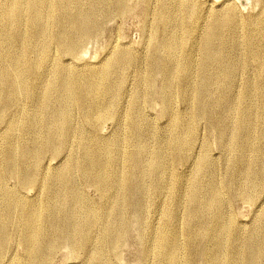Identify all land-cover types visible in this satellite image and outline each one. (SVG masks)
I'll use <instances>...</instances> for the list:
<instances>
[{
  "label": "bare ground",
  "instance_id": "obj_1",
  "mask_svg": "<svg viewBox=\"0 0 264 264\" xmlns=\"http://www.w3.org/2000/svg\"><path fill=\"white\" fill-rule=\"evenodd\" d=\"M81 1L83 0H0V7H1V11H0V85H1V81L3 80V78H6V84L4 86H0V117H3L2 114L7 109V103L9 102V99H14L18 94H19V97L20 95H22L25 98L27 94L29 93L26 91V82L30 78L35 79L34 78L35 71H38L37 69H39L41 62H43L49 55V45L51 42L50 39H53L54 40L53 43H55L58 47L61 48V52L63 55L69 56V57H75L78 54L80 55V53H82L81 51L80 53H78L80 49L81 39L86 38V37L88 38L89 36L91 37L94 33L99 31L98 25L96 22L89 23V20L92 19L91 18L92 15L90 17L91 11H89V9L88 10L85 9L86 11L79 10L80 12L79 14L71 12L72 10H68V7L71 4H79ZM94 1L96 3H99L98 6H100L101 4L107 7V9L113 8L117 12L122 11L123 6H124V0H94ZM164 2L165 0H159L158 10L154 14V18H153L154 26L151 25L153 28H151V31L149 32L150 33V35L148 36L149 39L146 38L149 41V49H150L148 59H147L149 66H146L148 67V70H147L148 74L144 78L139 76L140 79L137 80L138 77L136 79L137 86L144 85L143 87L147 88L146 92L144 94H140V92H137L136 95H133L134 97L131 96L133 99H131L132 102H130L131 104L128 108L129 120L128 118L126 120L129 121V125H128L129 133H131L136 139L145 137L149 132L148 131L149 129L142 127L143 122L141 121V117L138 115V109H139L138 104L140 102L147 101L152 96V93L154 91V90L151 91L152 80L155 77L160 76L170 81L171 75L175 74V69L178 67L179 68L182 67L181 60L183 58L179 56V52L181 50L179 48H174L173 44L175 43L181 44V45L184 44L183 31L185 30L188 31V28L185 27L184 23H186L187 16L189 15L190 11L195 10L192 7H191V10L189 9L190 11L187 10L186 7H183L184 5L180 4L181 3L180 1H179L180 3L179 2L175 3L174 8H172L173 10L172 9L170 10L169 7L164 6ZM148 6H150V4ZM196 9H198V7ZM226 10H227V13L224 11L226 15H224L223 13L221 14V16L222 15L225 16V17L222 16L224 19L223 21L218 22L217 20L215 21L214 19V21L212 20L210 24L208 22V26L204 32V35L201 38V41L199 40L201 43L198 47L199 50L197 51H199V56L201 57V60L199 63L200 71L198 70L197 71L200 72V75L198 77V80L196 81V86H195L196 97L188 102V105H189L188 113H186V115L184 116V114H181L180 112L173 110V108H171L167 104H164L163 113L164 115H167V116L170 115V118L168 120L170 128L165 138L158 137L154 139L156 140L157 144H156L155 149L152 150V159L150 160H146L141 155V152H140L141 147L139 144H137V146L134 144L132 145L131 142L127 139H123L120 142L111 141V140H102L100 139V137H97L94 134L97 127L100 126V124L105 120V118H107L108 116H115L114 108L116 107V102L118 99L115 95L123 87V79H122L123 75H120L121 73L120 70L122 69L124 71V69L126 68L137 69L139 65V58L137 57L138 53L136 52L137 56L133 55V53L131 52H123V53L118 52L114 55L111 53L113 57L112 58L109 57L110 60L109 61L106 60L107 62L105 61L106 63H103L98 69L96 70H91V68H89L90 70L85 69L83 70V73L82 72L81 73H71L69 71H75V70L69 69L67 67L59 68L58 66H56L55 69H57L56 70L57 72H54L52 74L53 77L51 78V80L49 79L48 81L50 82L46 84L48 86L47 87L45 86L47 88V92H46L47 95H45L46 93L44 91L45 93L44 97L46 96L48 100L54 99L57 106H59V108L56 107L57 108L56 110L54 108L52 112L53 120L51 121L54 122V124L52 125H54L55 128L53 129L51 133L47 132L50 135L48 136L47 139H45L46 141L43 144L40 143L39 140H37L36 136L31 134L32 136H34L32 137L33 142L31 141L32 142L31 144H38L39 142L40 148H41L40 152H42L43 154L49 153L48 155H52V154L59 155L64 150V145L67 139L71 135L77 133L80 136H79V140L76 146V150L78 153H80V157L77 160L70 157L67 162L66 167L63 170L58 171L56 174L58 177V180L61 183L62 191L63 193H65V196H66V204L64 205V208L62 210L60 209L61 211L56 208L54 198L48 201L47 204H45L44 206L37 205L35 202L32 201L28 203V206H26L27 209L24 207L21 208L23 210V213L21 212L23 214L22 219L20 218V220H22L21 239L23 243L22 246L24 247V250H25L24 252L26 254L25 256L26 261L23 259L24 260L23 263H19L20 262L19 261L18 264H35L41 261L40 256H42L41 251H43L42 250L44 248L43 246H48L49 244L46 240L42 241V238H41V233H42L44 223L49 222L51 224H54L57 221V217L59 214H62V217L61 216L60 217L64 218V221H65V229L61 230L60 228V230L58 229L56 230V233L58 234L56 239L60 243L59 245L60 246L61 245L70 246L72 250L71 252L77 253L80 251L81 246H84L87 243L93 242V240L97 236L102 237L104 238L103 247L101 248V250H97V252L95 253V256L93 255L94 257L91 260L92 262H90V264H98L100 261H101V264H109V261L111 259L110 256L111 254L112 255L115 254L114 253L115 246L117 245L116 241L114 240V237L116 235L115 231L119 223L120 214L116 213L114 216L110 217L108 221L105 223V226L101 230V232L97 233L95 231L96 225L98 223L104 222L105 220V215L102 211V208H103L102 205L105 203L106 211L112 212V213L114 212L115 207L119 205L122 211L126 210L128 212H132L131 215L133 217V221H137L142 211L145 212V209H146L145 202L142 201L144 197L146 196V193L147 194L150 193L154 198H156L168 188H169L170 195H172V193H175V192H176L175 194L177 195L181 192V185H180L181 183L179 179L174 174L171 173L172 169L170 165L166 163V161L169 163V158L171 157H174L176 160H180V161L186 160L187 152H190L193 148V142L195 139V133L197 129L196 124H198L197 122L198 121L208 122L211 120L212 116L216 114V110L218 107L225 108L228 105V98L231 96L230 92L233 91L231 88L232 84H235L233 83V81L237 82V80H234V78L239 69L235 71V68L233 67L234 65L233 66L230 65L229 61L227 60V54L229 51L238 50L237 48L239 47V45L236 40V35L232 39V35L233 33H235L234 32L235 26L238 25V23H236V13L234 9L230 8ZM53 11L56 12L55 15H53L54 13ZM97 12H98V9H97ZM107 12L109 11H106V14ZM194 12H193V15H194ZM96 14H94V16ZM103 14H104V11H103ZM193 15H189V17ZM171 19H175V21L173 22L174 25H173V28L170 34L167 35V37L164 39L160 38L159 37V27L160 26L164 27L165 25H168L167 23H169L168 21ZM26 25L31 30H37L36 31L38 32L36 33L37 39L38 38H40L41 40L43 39V47H41L42 57L41 58L39 57V61L34 62L30 66H25L23 64L24 61L22 62L21 58H15V57L11 58L12 55L10 56L9 54L11 52H15L16 42L24 37L25 34L23 32L24 31L23 28ZM243 25H245L244 27H247V26L249 27L244 33V37L246 38V46L243 45V47L245 48L247 47L246 49L248 51V52L246 51L248 55L245 53L246 58L248 57V58H252L258 61V68H256L257 69L256 74H257V79L259 82L260 80L264 78V44H263L264 18L262 19V21H259L258 18H255V19L252 18L249 20L246 19L244 23L242 24V26ZM255 25H260L261 31L259 33H256L254 29ZM53 29L56 31V33L53 36V38H51V32ZM224 33H228L227 38L223 37ZM187 34L188 33H186V38H187ZM256 34L259 36L256 37ZM240 41H242V39ZM34 43L36 44L37 42H34ZM240 44H243V43H240ZM28 46L30 47V44ZM31 46L33 47L34 45H31ZM34 50L36 52V49ZM8 54L10 56L9 57L10 59H8ZM244 63L245 62H243V64ZM210 66L215 67L214 68L215 69L214 71L216 72L215 76L208 74V69ZM40 67H43V66H40ZM242 67L243 66H241V69ZM115 77L119 79L118 82H115ZM238 77L240 76H237V78ZM134 80H135V77H134ZM172 83L173 81L164 83V86L162 87L163 92H165L164 94L165 95L168 94V97L164 102H169V99H172L173 97V92L175 89L174 87L171 86ZM261 83H263V85L260 87L257 86L256 89L253 83H246L245 84L246 86L244 87L243 92L241 93V95L239 94L238 95H239L240 104H246V107L250 108L252 99L255 96V91L257 90L256 91L257 98L260 101L259 102V106L261 107L260 110H262L260 112H262L264 116V82H261ZM211 84H215L218 86L217 88L218 92L216 91V94L214 93L210 94L209 89H210ZM182 87L183 86L181 85V83H179L178 88H182ZM133 88L135 91V87ZM230 89L232 91H230ZM204 97L209 98V104L203 105L201 103V99ZM16 99H14V101H16ZM42 100L44 99L42 98ZM48 104L50 106L51 103L48 102ZM232 104H234V102ZM14 105L16 106L15 103ZM46 105L47 103H45L44 108ZM73 109H76V111H78L81 114V117L83 118L86 128L82 129V127H73L71 124L72 122L71 123L69 122V117ZM48 114L49 113H47L46 116ZM23 115L25 116V114ZM40 117H41L40 110L32 111V113L28 117V118H32L33 120V123H32L33 128L34 126L37 127V129H33L34 131H37L38 128L42 127L45 124V123L41 124L44 121L43 119L41 120ZM260 118L261 117H259V119ZM10 120H12V117ZM249 120L242 121L240 119H237L238 125L236 126V130L233 132L234 134L232 135V139L230 142L224 141L220 133L216 132V130H214L213 128L212 129L208 128V129L215 131L214 132L215 138L217 139L218 145L226 149L228 152H230V154L234 153L233 154L234 156L238 152L237 151L238 149L236 150L235 148L236 143L238 142L237 140L241 139L239 133H243V132L245 134L243 135L242 138L245 141V143H247L245 145H248V148L250 147L251 149L255 150L257 153H259L261 152V147H262L260 145L261 143L260 141L262 139L264 140V122L262 126L259 129H257L255 128L253 123ZM257 120H258V117H257ZM47 123H50V122H47ZM25 124L26 123H23L22 121V124L17 123L15 125H17L18 127L20 126L21 128L25 129L26 127ZM145 124L146 126L151 127V125H149L148 123H145ZM46 125H45V128H46ZM13 130H11L12 133H13ZM5 131H8V130L6 129ZM34 131L32 132L34 133ZM49 132H50V129H49ZM254 135H256V137H254ZM7 139L5 140L6 141L5 153L7 156L6 157L7 161L4 159L5 157L2 155L6 163L5 162H3L5 164L0 163V246L6 245L9 241V237L6 234V230H5V214H6L5 211L6 210L8 211L11 207L17 208L18 206L21 205L20 203L18 205L19 201H18V196L16 194V191L3 189L2 188L3 184L5 183L7 176H13V177H17L18 185L27 186V184H31V181L33 178L32 175L36 173V172H33V174H30L27 176H24L23 174V176L21 177L20 175L17 174L18 173L17 170L14 172H10L14 170V169L11 170V168H10V171L7 170L8 166L11 163H13V161L24 159L27 156H29L31 153H33V152L28 151L27 149V148H30L29 147L30 144L28 145V143L23 142L22 144L23 147H20L23 149L21 150L19 149L20 151H17L19 147L15 149L12 143L9 142V140ZM121 144L130 146L131 151L129 153L122 152L120 150ZM162 145H164L165 147V151L163 155L164 159H159V157L161 156L158 153V148ZM2 146H5V145L3 144L1 145V147ZM31 149L32 148H30V150ZM239 153L240 152H238V155H236V157L238 159L239 158L242 159ZM34 155H36L38 158L37 154L34 153ZM232 157L230 156L231 159H233ZM258 158H260V156ZM145 160L150 163L146 162ZM209 162H210V158H209V155L207 154V151L205 150L203 154H201L200 157L196 160L195 162L196 169H195L194 175L188 182L189 186H188V191H187L188 193L187 201H186V204L184 203L186 205L185 215H184L186 216V218L183 217L186 219L185 220L186 241L184 243L179 242L180 239L178 240L177 238L178 232L176 233L174 230L171 231V229H169L168 227V223L176 218V214H177L176 209L178 208L179 204H181L179 202L181 199L175 201L174 204H170L166 202L168 204L163 206L162 208V213H163L162 220L163 221L158 228H156L150 233V236L153 238L152 243L156 251L155 253L158 258V263L160 264L163 261V264H176L174 263L175 261L172 262V259L177 257V255H179L181 252L185 253V257H186L184 263L182 264H195L197 260L200 261V260H205L207 258H210L212 260V264H261L263 263L264 262V256H263L264 255V235L259 236L260 241H258L256 238V234H259V233L256 230H251L250 232H248L247 236L245 235V238L237 239L236 237H238L237 236L238 234H235L234 230H231L232 228L230 229L228 227L226 219H225L226 216L223 217L221 214L219 215L218 214L219 212H218L216 213L218 215L216 217L214 215V218L212 220L208 218L206 210L209 207H213L217 210H219L220 208H223L222 201L220 200V197L222 196V195L220 196L221 186H218V184L213 182L214 180H211L208 182L201 180V177L206 170H209V172H211L210 170L211 168L209 169ZM259 162H260L259 163L260 170L255 172L256 174L254 175L255 182L253 184H251L252 181L251 183L249 182L251 186L249 187L245 186L246 188L244 187L243 189H238V187L234 188L235 193L238 195H241L245 199L246 198L252 199L253 192L255 191L254 188H256L257 186H260L261 184L263 185L264 183V159H261ZM228 163L230 164V162ZM253 165L254 164L252 163H246L243 167L242 162H241V167H243V169L241 168L242 174L244 176L250 175L251 169L255 166ZM26 168H28V166ZM226 168H228V166ZM229 168L227 169V172ZM34 169L36 170L37 168H35L34 166ZM32 170L33 168H31V171ZM74 170H77L78 173L81 174L82 178L84 179L85 184L94 186L98 190L100 194V199L102 201L100 205L98 204L96 206V208L93 207L89 209L90 216L86 218H81L80 213L78 212V207L80 205L79 203L80 199L77 193L73 190L72 174ZM232 171H233V168H232ZM234 173L236 174V172ZM216 175L217 173L215 174V176ZM48 177L51 178L49 174H48ZM225 177H226V174L224 178ZM36 178H34V181ZM146 178H150L148 179V181L149 180L151 181L149 182L150 183L149 185L145 183ZM222 180H226V179H222ZM249 180H251V178ZM227 181L228 182L231 181L230 175L227 178ZM49 183L50 181L48 182V185L47 184L46 185L47 186L51 185V183L50 184ZM241 185H245V184H241ZM241 187L239 186V188ZM18 189H19V186H18ZM16 190H17V187H16ZM46 190H47V187H46ZM203 190L207 191L208 195L206 196H208L209 198L208 201L204 203L205 204L204 208H203L204 200L202 202V199H201V195H202L201 192ZM112 191H114V195H110V192ZM119 194H121L120 199H119ZM54 196L56 198V194H54ZM77 203H78V206H77ZM90 207L91 206H89V208ZM179 212L180 211L178 209V213ZM132 217L131 216L129 217L128 222H130V218ZM213 220L215 221V224H216V230H217L218 236H221V239L225 237V240L231 242V246L233 242H238L237 250H234L232 247L229 246L228 249H226L220 257L214 253L211 254L206 250L205 248L206 245H205V240H204L205 234L202 235V233H204L202 231L206 230V227ZM58 223L59 222L57 221V223L55 224L58 225ZM180 223H181V220H180ZM14 224L15 223H13V225ZM14 228H17V227H14ZM50 229H52V226ZM261 230L264 232V227H262ZM44 231L45 230H43V235H45L44 233H46V231L45 232ZM221 239H219L218 237L216 241V245H219V244L221 245V243L223 244V239H222V242H221ZM45 253L46 251L44 252V254ZM12 259L14 260V258ZM0 264H3L2 256H0Z\"/></svg>",
  "mask_w": 264,
  "mask_h": 264
},
{
  "label": "rangeland",
  "instance_id": "obj_2",
  "mask_svg": "<svg viewBox=\"0 0 264 264\" xmlns=\"http://www.w3.org/2000/svg\"><path fill=\"white\" fill-rule=\"evenodd\" d=\"M184 1H185V3H184ZM177 2L184 5L183 7H186L187 10H189V9L191 10V7H192L193 9H195L194 11L196 12L195 13L193 10H191V11L189 10L190 11L189 15H193V12H194V15L190 16V17L188 15L187 16L188 21L186 20V23H184L185 27H187L188 31H189V32L186 30L183 31L184 44L183 45L177 44V43L173 44L174 48H179L181 50L179 52V56L181 58H183L181 60L182 61V67L176 68L175 74L171 75L170 81H173L171 86L174 87L175 90L173 92V97H172V99H169V102H164L167 99L168 94L167 95L164 94L165 92H163L162 87L164 86V83H167L170 81L166 80L160 76H157L152 80L151 91L154 90L152 93V96L147 101H143V102H140L138 104V107H139L138 115L141 117V121L143 122V123L141 122L143 124L142 127L149 129L148 134L145 137H142L140 139H136L131 133H129V129H128L129 121H127L126 119L128 118V120H129L128 108L131 104L130 102H132V100H131V99H133L132 97H134L133 95H136L137 92H140V94H144L146 92V89H147V88L143 87L144 85L137 86V80H139L140 77H142V78L146 77V75L148 74V72H147L148 67H146V66H149L147 59H148V55H149V51H150L149 41H148L149 37L148 36L150 35L149 32L151 31V28H153L152 26H154L153 25L154 24L153 18H154V14L158 10L159 0H151V1L150 0H145V1L144 0H124L123 9L120 12H117L113 8L107 9V7H105L101 4H100V6H98L99 3H96L94 0H91V1L83 0L79 4H71L68 7V10H72L71 12L78 13V14L80 13L79 10L80 11H82V10L86 11L89 9V11H91L90 17L92 15V17H91L92 19L89 20V23H93V22L97 23L98 29H99V31H97L98 33L96 32L97 35H96V33H94L91 37L89 36L88 38L87 37L82 38L80 41V49L78 52V53H80V51H81L82 53H80V55L78 54L75 57H69V56L63 55L61 52V48L58 47L55 43H53V41H54L53 39H50L51 42L49 45V55L47 56V58L43 62H41V65H40L43 67L39 66V69H37L38 71H35V77H34L35 79L30 78L34 82H32L30 79H28L26 82V91L29 93L27 94V96L25 98L22 95H20V97H19V94H18L14 98V99L17 98L16 101H14V99H9L8 103H10V104L7 103V109L2 114L3 117H0V119H1L0 120V126H1L0 127V139H1L0 140V142H1L0 143V163L5 162L4 159L7 161V158H6L7 156L5 153V151H6V141L5 140L7 138H8L7 140H9V142L12 143V145L15 149H17V147H19L17 149V151H20L21 149H23L20 147H23V145H22L23 142H26V143H28V145L30 144L29 147L32 148L31 149L32 151L30 150V148H27L28 151L33 152V153H31L32 155L30 154L29 156H27L24 159H19V160L13 161V163H11L8 166L7 170L10 171V168H11V170L14 169L10 172H14L17 170V172H18L17 174L20 175L21 177L23 176V174H24V176H27V175L33 174V172H36L32 175L33 178H32L31 184H27L28 187L25 185H23V186L18 185L17 177H13V176H7V179L5 180V183L3 184V187H2L3 189L16 191V194L18 196V201H19L18 205H19V203L21 204L17 208L11 207L8 211L7 210L5 211L6 214L4 213L5 214V230H6V234L9 237V241L6 245L0 246V256H2V263L3 264H16V263L18 264L19 261H20L19 263H23L24 260L26 261V258H25L26 254L24 252L25 250H24V247L22 246L23 243H22V239H21L22 220H20V218L22 219V215H23L22 214L23 210L21 208L24 207L27 209L26 206H28V203H30L32 201L35 202L37 205L44 206L45 204H47L48 201H50L51 199L54 198L56 208L58 210H60V209L62 210L64 208V205L66 204V196H65V193H63V191H62L61 183L58 180V177L56 174L58 171H61L66 167L67 162H68L70 157H72L76 160L79 159V157H80V153H78L76 150V146H77L79 136H80L77 133L71 135L72 137L70 136L67 139V141L64 145V150L61 152V154H59V155H56V154L48 155L49 153L43 154L42 152H40L41 151L40 143L43 144L46 141L45 139H47L48 136L50 135L48 133H51L53 131V129L55 128V126L52 125V124H54V122L51 121V120H53V117H52L53 109L55 108V110H56L57 108H59V106H57V104L55 103L54 99L48 100L46 98V96L44 97V94L47 92L46 87L48 86L46 84H48L50 82L48 80L49 79L51 80V78L53 77L52 74L54 72H57L56 71L57 69H55L56 66H58L59 68L60 67H67L69 69L75 70V71H69L71 73H81V72L83 73V70H85V69H89V68H91V70L98 69L103 63H106L107 61L110 60L109 57L110 58L113 57L112 54L114 55L118 52H121V53L131 52V53H133V55L137 56V53H138L137 57L139 58V65H138L137 69L126 68V69H124V71L122 69L120 70L121 73L123 72L122 74L120 73V75H123L122 79H123V87L124 88L122 87L120 89V91L115 95L118 98L117 102H116V107L114 108V111H115L114 115L115 116H108L107 118H105V120L100 124V126L97 127L94 134L97 137H100V139H102V140H111V141H119L120 142L123 139H127L131 142L132 145L134 144L137 146V144H139L141 147V150H140L141 155L146 160H150V159H152V150L155 149L156 144H157L156 140H154V139H156L158 137L165 138V136L168 134V131L170 128L169 123H168L170 115L169 116L164 115V113H163L164 112V104H167L168 106L173 108V110L178 111L181 114H184V116L186 115V113H188V110H189L188 102L196 97L195 86H196V81L198 80V77L200 75V72H198V71H200L199 63H200L201 57L199 56V51H197V50H199L198 47L201 43L200 42L201 38L203 37L204 32L208 26V22L210 24L212 22V20L214 21V19H215V21L217 20L218 22L223 21L224 20L223 17H225L224 15H226V13H227L226 9H230V8L234 9V11L236 13V23H238V25L235 26V30H234L235 33H233L232 39L236 35V40L238 42L239 47L237 48L238 50H236V51L234 50V51L228 52L227 60L229 61L230 65H232V66L234 65L233 67L235 68V71H237L239 69L235 75V78H234V80H237V82L233 81V83H235V84H232L233 87L231 86L233 91L230 89V91H232V92H230L231 96L228 98V105L225 108L218 107L216 110V114L212 116L210 121H208V122L198 121L197 122L198 124H196L197 129H196V133H195V139L193 142V148L190 152H187L186 160L180 161V160H176L174 157H171V158H169V163L166 161V163L169 164L171 169H172L171 173L174 174L179 179V181L181 183L180 184L181 185V192L177 195L175 194L176 192L172 193V195H170L169 188H168L167 190H165L162 194H160L156 198H154L150 193H148V194L146 193V196L142 200L143 202H145L146 209H145V212L142 211V213H141V215L137 221H133V217L131 215L132 212H128L126 210L122 211L119 205H117L115 207L113 213L107 212L106 211V204L104 203L102 205L103 206L102 211L105 215V220H104V222L98 223L96 225L95 231L97 233L101 232V230L104 228L105 223L108 221V219L110 217L114 216L116 213H119L120 219H119V223L117 225L116 231H115L116 235L114 237V240L116 241L117 245L115 246V252H114L115 254L114 255L111 254V256H110L111 259L109 261V264H159L158 258H157L156 253H155L156 251H155V248L153 247V243H152L153 238L150 236V233L153 230H155L156 228H158L163 221L162 220L163 219V213H162L163 206L167 205L168 203L174 204L175 201L181 199L179 201L181 204H179L178 208L176 209L177 210L176 218L168 223V227H169V229H171V231L174 230L176 233L177 232L179 233V234L177 233V238H178V240L180 239L179 242L184 243L186 241V237H185L186 236V231H185V220H186L185 218H186V216H184V215H185V206H186L185 204L187 201V194H188L187 191H188V186H189L188 182L190 181V179L194 175V172L196 169V164H195L196 160L206 150L207 154L209 155V158H210L209 169L211 168L210 169L211 172H209V170H206L203 173L201 180L205 181V182L214 180L213 182L218 184V186H221L220 196L221 195L222 196L220 197V200L222 201V206H223V208H220L219 210H217L213 207H209L206 210L208 218L212 220L214 218V215L216 217L218 214L219 215L221 214L223 217L226 216L225 219H226L228 227L230 229L232 228L231 230H234L235 234H238L237 235L238 237H236L237 239L245 238V235L247 236L248 232H250L251 230H256L259 233V234H256V238L258 241H260L259 236L264 235V232L261 230V228L264 227V224H263L264 223V183H263V185L261 184L260 186H257L256 187L257 190H256V188H254L255 191L253 192L252 199L243 198L241 195L236 194L235 189H234L237 187H238V189H243L245 186L249 187V186H251V184H253L255 182V179H254V175H256L255 172L260 170V168H259L260 162L259 161L261 159H264V151H263L264 150V143H263L264 140L262 139L260 141L261 142L260 145L262 147H261V152H259L260 153L259 154L255 150L251 149L250 147L248 148V145H245L247 143H245V141L242 138L245 133L244 132L239 133L241 139L237 140L238 142L236 143L235 148H236V150L238 149L237 150L238 152H240L239 155H241L242 159H240V158L238 159L236 157V155H238V152L236 153L235 156L233 155L234 153L233 154L231 153L232 154L231 155L230 152H228L226 149H224L218 145V142H217V139L215 138V133H214L215 132L214 130H216V132L220 133V135L224 139V141L230 142L232 139V135L234 134L233 132L236 130V126L238 125L237 119H240L242 121H248L250 119L249 121H251L253 123V125L255 126V128H257V129H259L264 122L263 121L264 116H263L262 112H260L262 110H260L261 107L259 106L260 101L257 98V93H256L257 90L255 91V96L252 99V103H251L250 108L249 107L247 108L246 104H240V102H239V95H241V93L243 92V89L246 86L245 85L246 83H253L255 86V89H256L257 86L260 87L263 85V83H261V82H264V78L262 80H260L259 82L257 79V74H256L257 69L256 68H258V61L255 59H252V58H248V57L246 58V54L248 51L246 49L247 47L246 48L243 47V45L246 46V38L244 37V33L249 27L248 26L244 27L245 25L242 26V24L244 23V21L246 19L249 20L252 18L253 19L258 18L259 21H262V19L264 18V0H182V1L181 0H165L164 6L169 7V9L171 10L172 8H174L175 3H177ZM88 4H90V5H88ZM149 4H150V6H148ZM79 7H80V9H79ZM197 7H198V9H196ZM97 9H98V12H97ZM0 11H1V7H0ZM103 11H104V14H103ZM106 11H109V12H107V14H106ZM153 11H154V13H153ZM53 12H54L53 15H55L56 12L55 11H53ZM191 12H192V14H191ZM222 13L224 14V15H222L223 17L221 16ZM94 14H96V15L94 16ZM217 14H218V16H217ZM104 15H106L107 17ZM108 15H110V16H108ZM99 16H101V17H99ZM212 17H213V19H212ZM174 21H175V19H171L168 21L169 22V23H167L168 25H165L164 27L163 26L159 27V37L160 38L164 39L167 37V35L170 34V32L173 28V25H174L173 24ZM187 22L189 23L190 26L188 25ZM148 23H150V24H148ZM254 29H255L256 33H259L261 31L260 25H255ZM23 30H24L23 32L25 34L24 37L16 42L15 52H11L9 54H10V56L12 55L11 58H14V57L15 58H21L22 62L24 61L23 64L25 66H30L34 62H38L39 57L40 58L42 57L41 47H43V39L42 40L40 38L37 39L36 38L37 37L36 33H38V32H36L37 30H31L27 25L23 28ZM53 30L51 32V38H53V36L56 33V31L54 30L55 31L54 32ZM186 33H188L187 38H186ZM258 36L259 35L256 34V37H258ZM30 37L32 38V40ZM223 37L227 38L228 33H224ZM146 38H148V39H146ZM241 39H242V41H240ZM37 40H39V41H37ZM146 41H148V42H146ZM34 42H37L38 44L37 43L35 44ZM41 42H42V44H41ZM39 43L41 46L39 45ZM83 43H85V44H83ZM240 43H243V44H240ZM29 44H30V47L28 46ZM263 44H264V41H263ZM31 45H34L33 47H35V48H33ZM35 45H37V46H35ZM38 45H39V47H38ZM193 47H194V49H193ZM50 48H52V49H50ZM58 48H59V50H58ZM34 49H36V52ZM243 51H245V52H243ZM9 54H8V59H10ZM13 54H14V56H13ZM188 62H189V64H188ZM243 62H245V63L243 64ZM241 63H242V65H241ZM236 66H237V68H236ZM241 66H243L242 69H241ZM214 68H215L214 66H212V67L210 66L208 69V74L215 76L216 72L214 71L215 70ZM243 71H244V73H243ZM117 73H118V71H117ZM240 73H242V74H240ZM126 75H127V77H126ZM114 76H116V75H114ZM237 76H240V77L237 78ZM124 77H126V78H124ZM134 77H135V80H134ZM137 77H138V79H137ZM3 81H5V82H3ZM118 81H119V79L117 77H115V82H118ZM31 82H32V84H31ZM179 83H181V85L183 86L182 88H178ZM5 84H6V78H3L0 86H4ZM216 86L217 85H215V84L210 85V89H209L210 94H213V93L216 94V91L218 92V90H217L218 86L217 87ZM237 86H239V87H237ZM133 87H135V91H134ZM186 87H188V88H186ZM31 89H33V90H31ZM143 90H145V91H143ZM44 91H45V93H44ZM45 95H47V93ZM42 98L44 100H42ZM27 99H29V100H27ZM48 102L51 103L50 106H49ZM233 102H234V104H232ZM14 103L16 104V106L14 105ZM45 103H47L48 106L46 105L44 108ZM201 103L203 105L209 104V98L208 97L202 98ZM54 105H55V107H54ZM231 105H232V107H231ZM41 108L43 110H45L46 112L43 111ZM34 110H40L41 111V117L40 118H41V120L43 119V121H44V122L41 121L42 122L41 124L45 123L42 127L38 128L37 131L33 130V129H37V127L34 126V128H33L32 118H28L29 115ZM42 113L44 116L42 115ZM45 113L46 114L49 113L51 116L49 114H48L49 116L48 115L46 116ZM258 113H259V115H258ZM23 114H25L26 117ZM11 117H12V120H10ZM230 117H232V118H230ZM257 117H258V120H257ZM259 117H261V118L259 119ZM46 119L49 121H47ZM45 120L47 122H50V123H47ZM125 120H126V122H125ZM22 121H23V123H26L25 129L21 128L20 126L18 127L17 125H15L17 123L22 124ZM69 122L70 123L72 122L71 124L73 127H82V129L86 128L84 121H83V118L81 117V114L78 111H76V109H73L71 111V114L69 117ZM145 123H148L149 125H151V127L146 126ZM45 125H46V128H45ZM49 126H50V128H49ZM19 128H21V129H19ZM28 128H29V130H28ZM208 128H211V129L213 128L214 130H210ZM6 129L8 131H5ZM13 129H15V130H13ZM49 129H50V132H49ZM11 130H13L14 134L11 132ZM23 130L24 131L26 130V131L24 132ZM32 131H34V133ZM126 131H127V133H126ZM161 132H163V133H161ZM17 134L20 136H18ZM31 134L36 136L37 140H39L40 143L38 142V144H31L33 142L32 137H34ZM125 135H127V136H125ZM8 136H10V137H8ZM254 137H256V135H254ZM251 140H253V139H251ZM3 144L5 146L1 147V145H3ZM33 145H35V146H33ZM120 150L122 152L129 153L131 151V148L128 145L121 144ZM164 151H165L164 145H162L158 148V153L161 156V157H159V159H164L163 158ZM34 153L38 155V158L36 155H34ZM189 155H190V157H189ZM31 156H32V158H31ZM230 156L231 157L234 156V157H232L233 159H231ZM259 156H260V158H258ZM251 159H253V160H251ZM1 160H3V161H1ZM227 161L230 162L231 165ZM146 162H148V161H146ZM241 162H242L243 167L246 163H252L256 167L253 165L254 169L253 168L251 169V172H250L251 174L248 176H244L241 172L243 169V167H241ZM5 163H3V164H5ZM148 163H150V162H148ZM23 165H25V166H23ZM210 165H211V167H210ZM27 166H28V168H26ZM34 166H35V168H37L36 169L37 171L34 169ZM227 166H228V168L230 167L228 172H227L228 168H226ZM12 167H14V168H12ZM31 168H33L32 171H31ZM232 168H233V171H232ZM234 172H236L237 175ZM216 173H217V175L215 176ZM48 174L52 179L48 177ZM225 174H226V177L224 178ZM210 175H212V176H210ZM229 175L231 176V181L228 182L227 178L229 177ZM37 176H39V177H37ZM34 178H36L35 181H34ZM221 178L226 179V180H222ZM250 178H251V180H249ZM72 179H73V190L77 193V195L80 199V201H79L80 205L78 207V212L80 213L81 218H86V217L90 216L89 215L90 214L89 209H91L93 207L96 208V206L98 204L100 205V203L102 202L100 199V194L94 186H91V185L84 183V179L82 178L81 174L78 173L77 170L73 171ZM148 179H150V178L145 179V183L147 185H149L150 184L149 182H151L150 180L148 181ZM51 180H52V182H51ZM234 180H236V181H234ZM49 181H50L51 185L47 186ZM251 181H252V183H251ZM240 182H242V183H240ZM241 184H245V185H241ZM18 186H19V189H18ZM233 186H235V187H233ZM239 186L240 187L242 186V187L239 188ZM16 187H17V190H16ZM46 187H47V190H46ZM205 190H203L201 192L202 202L204 200L203 204L206 203L209 199L208 196H206L208 194H207V191H205ZM54 194H56V198H55ZM110 195H114V191L110 192ZM120 198H121V194H119V199ZM26 199L28 202L26 201ZM166 202H168V203H166ZM87 203H89V204H87ZM77 206H78V203H77ZM89 206H91V207L89 208ZM204 206H205V204L203 205V208H204ZM178 209L180 211L179 213H178ZM216 213H218V214H216ZM42 215H44V214H42ZM60 216L62 217V214L58 215L59 218L57 217V221L59 222L58 225L55 224V223H57V221L54 224H51L49 222L48 223L45 222L46 224L44 223L42 233H41V238H42V241L46 240L49 244H48V246H43L44 247L42 249L43 251H41L42 256H40L41 261L39 263H35V264H90V262H92L91 260L95 256V253L97 252V250H101V248L103 247L104 238L97 236L93 240V242H90V243L85 244L84 246H81L79 252L72 253L70 246H65V245L60 246L59 245L60 243L56 239L57 235H58L56 233V230L57 229L60 230V228H61V230L65 229L64 218H61ZM130 216L132 218H130V222H128V219ZM183 217H185V218H183ZM14 220H15V222H14ZM180 220H181V223H180ZM13 223H15V224L13 225ZM20 223H21V225H20ZM128 223H129V225H128ZM130 223H131V225H130ZM232 223H233V225H232ZM61 224H62V226H61ZM20 226H21V228H20ZM45 226L47 227V229ZM51 226H52V229H50ZM14 227H17V228H14ZM48 227H50V228H48ZM43 230L46 231V233H44L45 235H43ZM206 230L202 231V232H204V233H202V235L205 234L204 235V237H205L204 240H205V245H206L205 248L209 253H211V254L214 253L220 257L223 254V252L226 249H228L229 246L232 247L234 250L238 249L237 248L238 242H233V244L231 246V242L225 240V237L222 238L223 244L221 243V245L220 244L216 245V241H217L218 237H219V239H221V236H218V234H217L216 224H215L214 220L211 223H209V225L206 227ZM181 232H183V233H181ZM181 235H182V237H181ZM222 239H221V242H222ZM84 249H85V251H84ZM45 251H46V253L44 254ZM85 252H86V254H85ZM220 252H221V254H220ZM12 258H14V260ZM185 259H186L185 253L181 252L179 255H177V257L172 259V262L175 261L174 263H176V264H182V263H184ZM205 260H200V261L197 260L195 262V264H212V260L210 258H207ZM98 264H101V261ZM160 264H163V261ZM261 264H264V262Z\"/></svg>",
  "mask_w": 264,
  "mask_h": 264
}]
</instances>
